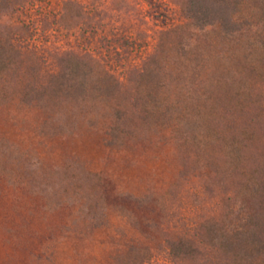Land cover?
<instances>
[{"label":"rangeland","instance_id":"obj_1","mask_svg":"<svg viewBox=\"0 0 264 264\" xmlns=\"http://www.w3.org/2000/svg\"><path fill=\"white\" fill-rule=\"evenodd\" d=\"M8 1L0 264H264V0Z\"/></svg>","mask_w":264,"mask_h":264},{"label":"trees","instance_id":"obj_2","mask_svg":"<svg viewBox=\"0 0 264 264\" xmlns=\"http://www.w3.org/2000/svg\"><path fill=\"white\" fill-rule=\"evenodd\" d=\"M8 0H0L1 7L10 9ZM237 0H185L183 13L185 17L199 28L219 27L225 33L238 30ZM181 242L172 246L175 255H180ZM176 251V252H175Z\"/></svg>","mask_w":264,"mask_h":264}]
</instances>
